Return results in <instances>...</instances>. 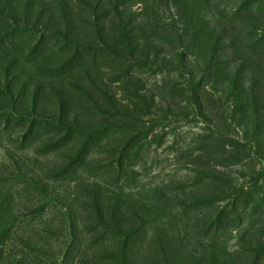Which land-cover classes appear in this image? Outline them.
<instances>
[{
	"label": "rangeland",
	"instance_id": "374dc122",
	"mask_svg": "<svg viewBox=\"0 0 264 264\" xmlns=\"http://www.w3.org/2000/svg\"><path fill=\"white\" fill-rule=\"evenodd\" d=\"M0 92V264H264V0H0Z\"/></svg>",
	"mask_w": 264,
	"mask_h": 264
},
{
	"label": "trees",
	"instance_id": "16d2710c",
	"mask_svg": "<svg viewBox=\"0 0 264 264\" xmlns=\"http://www.w3.org/2000/svg\"><path fill=\"white\" fill-rule=\"evenodd\" d=\"M121 45H123L122 51L118 55L115 53L117 58H120V59L124 58L125 55H128V53L133 54L135 51L139 50V45L135 44L133 42H130V41H128L126 44H124V42H123ZM94 57H97V56L94 55ZM74 58H76V56ZM74 58L71 61H69L68 63H66L63 66V68L67 69L69 64L70 65L71 64H76ZM61 72H63V69H61ZM55 73H57V72H55ZM0 94H1V92H0ZM8 94L11 95V92L8 91ZM9 118L10 117H7L6 119H9ZM32 125L35 126L34 124H32ZM7 212H8L7 205H4L3 202H1L0 203V255L3 254V252L5 253L6 245H5L4 242L7 239V237L9 235H11L12 232H13V228H11V226H13L14 223L10 222V221H7V219L5 218V215H6Z\"/></svg>",
	"mask_w": 264,
	"mask_h": 264
}]
</instances>
